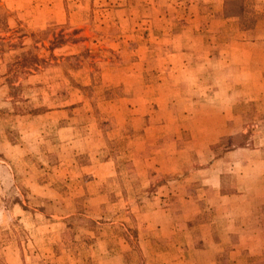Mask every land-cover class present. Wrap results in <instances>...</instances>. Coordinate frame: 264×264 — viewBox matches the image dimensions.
<instances>
[{
    "label": "rangeland",
    "instance_id": "rangeland-1",
    "mask_svg": "<svg viewBox=\"0 0 264 264\" xmlns=\"http://www.w3.org/2000/svg\"><path fill=\"white\" fill-rule=\"evenodd\" d=\"M224 2L0 0V264H264V0Z\"/></svg>",
    "mask_w": 264,
    "mask_h": 264
},
{
    "label": "crops",
    "instance_id": "crops-1",
    "mask_svg": "<svg viewBox=\"0 0 264 264\" xmlns=\"http://www.w3.org/2000/svg\"><path fill=\"white\" fill-rule=\"evenodd\" d=\"M186 43H189V42H186ZM193 45H194V42H193ZM202 47H203V44H202ZM181 48H184L185 50H182ZM186 48L187 46H180V48H178L177 51L175 52H172V56L175 58V60L173 61V67H171V71L174 70V71H177L178 74H176L177 78H179L177 81V83H172L173 85L179 87L181 84H183V86H186V85H189V87H192V86H198L199 88L202 86V92L201 94H210V90H211V84L209 82V80H206V78L208 79V76H205L204 73L202 74H197L198 72H193L191 73V71L189 72L187 78H181L182 74L181 71L182 69H180L179 67L175 69L176 65H180L181 67H185L187 68V66H189V63H195V61H193L192 59L194 58H199L200 55L196 54L200 51V49H196L192 46L191 50H189V52H186ZM193 49L197 50L198 52H195ZM192 50H193V53H192ZM204 51V48L202 49ZM205 62L202 61V64H204ZM201 69H204V65H202V68ZM174 71L173 74H174ZM194 73V75H193ZM180 75V76H179ZM187 81V83H186ZM198 83V84H197ZM206 89V90H205ZM218 107L219 109L221 107H223L222 109H225L223 104H216V105H209V104H205V103H201L199 104V107H198V110H205V109H215V110H218ZM222 111V110H220ZM203 119H205V117L203 116ZM207 119V118H206ZM225 122H223L222 118H220L219 120V131L218 133L214 136V137H211V138H203V139H199V140H202V142H213V141H216V138L217 136L219 135H222L224 132H225ZM206 127L210 128L211 125L209 124H206L205 125ZM210 135V134H209ZM261 204H264V197L262 199L259 200L258 202V205H261Z\"/></svg>",
    "mask_w": 264,
    "mask_h": 264
},
{
    "label": "trees",
    "instance_id": "trees-1",
    "mask_svg": "<svg viewBox=\"0 0 264 264\" xmlns=\"http://www.w3.org/2000/svg\"><path fill=\"white\" fill-rule=\"evenodd\" d=\"M240 1L242 0H225L224 11H223L224 16L241 17L243 15L241 9L240 10L230 9L232 3L238 4L240 3ZM66 41H68V39L64 38L63 34H60L57 38H55L56 44H64ZM43 61H44L43 59L32 54L31 51H27L25 53H22L14 57L12 62H10V66L8 68L7 74L12 78L17 76L19 73H28L29 70L36 69Z\"/></svg>",
    "mask_w": 264,
    "mask_h": 264
}]
</instances>
